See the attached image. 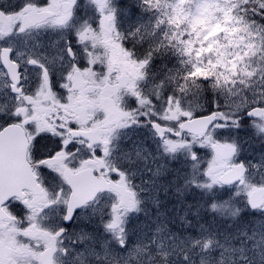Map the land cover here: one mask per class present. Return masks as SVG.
<instances>
[{"label":"snow or ice","instance_id":"obj_1","mask_svg":"<svg viewBox=\"0 0 264 264\" xmlns=\"http://www.w3.org/2000/svg\"><path fill=\"white\" fill-rule=\"evenodd\" d=\"M0 264H264V0H0Z\"/></svg>","mask_w":264,"mask_h":264}]
</instances>
